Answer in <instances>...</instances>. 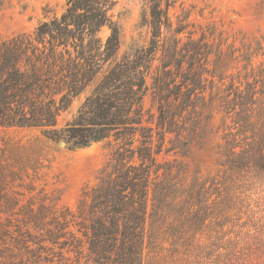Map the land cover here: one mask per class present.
<instances>
[{"label": "trees", "instance_id": "trees-1", "mask_svg": "<svg viewBox=\"0 0 264 264\" xmlns=\"http://www.w3.org/2000/svg\"><path fill=\"white\" fill-rule=\"evenodd\" d=\"M148 3L142 24L151 40L120 60L121 28L111 15L117 0H66L33 35L0 38V130H39L74 148L105 140L114 147L73 211L44 189L27 197L37 188L25 177L38 168L16 170L14 153L25 149L0 144V264H264V195L252 197L264 194V63L261 80L244 91L211 80L207 100L214 44L205 33H186L188 16L173 21L176 0ZM88 89L59 129L61 114ZM149 92L156 113L145 110ZM215 105L238 126L223 137L222 174L197 172L188 182L182 163L159 156H185Z\"/></svg>", "mask_w": 264, "mask_h": 264}, {"label": "rangeland", "instance_id": "rangeland-1", "mask_svg": "<svg viewBox=\"0 0 264 264\" xmlns=\"http://www.w3.org/2000/svg\"><path fill=\"white\" fill-rule=\"evenodd\" d=\"M150 0H117L111 11L115 22L121 28V48L117 59L124 55H133L135 50L145 47L151 40L148 27L143 26V16L149 6ZM66 7V0H8L0 8V38H10L16 35H33L38 25L61 15ZM170 15L176 23L178 16H188L189 31L195 32V39L202 33L206 34L209 44H214L213 53L208 58L207 70L210 72L207 83V100L210 97V81L218 87L221 86L220 77L224 78L222 88L230 84L244 91L249 83L261 80L260 71L264 63V2L262 0H176ZM176 25V24H175ZM110 35V29L105 27L99 36L103 43ZM186 34L183 35L186 41ZM222 43L223 55L216 63V46ZM233 53V54H232ZM253 55V58L251 56ZM228 57V58H226ZM251 58L252 66L245 69ZM158 65V62L155 63ZM264 68V67H263ZM254 69V70H253ZM254 71V72H253ZM253 72V73H252ZM214 75L212 78L211 76ZM149 86L152 84V75L147 78ZM260 84V83H259ZM259 89V85L258 88ZM90 89L76 98L70 108L61 114L58 119V128H63L77 115ZM234 97V94L231 98ZM145 110L156 113L152 106V95L149 92L145 99ZM209 118V119H208ZM235 116L224 117L217 105L207 110L202 117L203 130H199L191 142L189 151L185 156L165 151L159 156V161H172L177 159L186 168L188 182L199 172L204 178L214 177L221 170L220 163L225 157L220 156V146L224 144L223 137L229 129L236 132L238 127L234 123ZM148 115L145 116V120ZM154 127V124H146ZM4 145L23 147L24 153H14L19 167L26 164L30 168H38L39 174L29 169L30 178L25 177L24 184L32 185L37 190L32 195L44 189L48 195L56 197L60 194L59 206L68 207L76 211L80 196L87 186H95L101 170L109 161L113 152V144L109 140L93 143L86 148H74L65 140L53 141L39 130L10 129L0 130ZM168 136L165 148L170 146ZM65 145L62 146L61 143ZM222 159V160H221ZM23 191L24 189L19 188ZM264 194H253L256 200Z\"/></svg>", "mask_w": 264, "mask_h": 264}, {"label": "water", "instance_id": "water-1", "mask_svg": "<svg viewBox=\"0 0 264 264\" xmlns=\"http://www.w3.org/2000/svg\"><path fill=\"white\" fill-rule=\"evenodd\" d=\"M61 145H62V146H64V145H65V143H64V142H62V143H61Z\"/></svg>", "mask_w": 264, "mask_h": 264}]
</instances>
